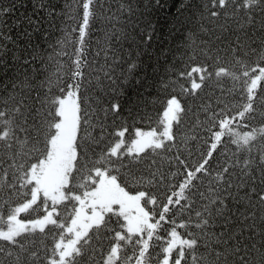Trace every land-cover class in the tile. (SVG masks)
<instances>
[{"label":"snow or ice","instance_id":"6c2138e0","mask_svg":"<svg viewBox=\"0 0 264 264\" xmlns=\"http://www.w3.org/2000/svg\"><path fill=\"white\" fill-rule=\"evenodd\" d=\"M106 2L81 0V20L71 29L81 47L67 78L60 64L49 72L51 54L38 56L33 50L23 60L26 67L19 76L9 84H0L4 93L0 96V264H153L154 258L156 264H264V240L257 246L250 242L251 236L244 235L253 224L230 231L232 217L224 216L228 200L244 206L237 217L242 224L254 220L256 208L264 213V0H207L204 4L209 20L222 16L235 18L242 13L244 23L230 37H216L221 44L227 40L226 50L216 48L215 55H209L212 50L209 41H201L202 48L197 45L199 52L194 51L190 59L204 56L216 67L209 71L211 65L207 62L188 65L186 71L178 74L188 82V86L180 85L181 94L195 96L206 82L215 80L219 85L229 80L232 88L227 94L241 96L243 103L233 111L228 103L218 99V105L223 106L218 111L212 110L208 117L211 127L206 131L210 136L204 141L208 146L192 166L186 163L187 158H180V145L183 143L187 151V140L178 141L174 131L185 113V106L177 96L167 100L158 125L160 130L136 129L135 138L128 144L124 140L127 128L115 132L117 139L112 140L113 134L108 133L106 124L99 119L93 128L95 135L87 133L90 140L82 134V128L88 127L89 113L82 110L81 88L91 83L92 72L98 82L101 76L106 81L114 80L113 65L119 60L117 45L122 47L130 39L135 41L132 32L139 28L131 3L121 2L115 12L108 8L104 19L111 30H104L97 41H103L105 63L93 67L83 54V41L90 21L97 18L95 10ZM26 7V0H18L12 7L0 9V13L14 14L17 8ZM145 7L163 8L166 0L163 4L161 0H149ZM71 11L68 0L59 13L44 0H34L32 14L21 13L15 21L20 29L19 39L30 40L40 30V21L33 18L37 13L43 12L46 18L64 16L67 24L75 19ZM52 23L54 20L49 19V24ZM219 27L229 31L223 25ZM148 28L152 31L140 30L145 43L152 40L155 31L151 22ZM253 29L261 34L258 44ZM201 31L208 30L202 26ZM71 32H65V37ZM0 40L17 42L2 29ZM192 44L195 45L194 40ZM3 51L4 45L0 44V55ZM85 68L91 69L87 76ZM135 68V63L129 64L128 72ZM54 88L60 95L49 96ZM29 93H35L31 98L38 106L27 105ZM19 95L24 98L18 100ZM221 95H225L223 89ZM202 110L207 113L210 109L203 105ZM101 111L105 115L108 112L118 115L120 105L113 103ZM258 117L262 121L259 127L243 123ZM238 123L251 130L241 134ZM188 139L196 140L197 136ZM229 145H235L236 150L232 151ZM173 149L176 154L172 158L163 155ZM154 156H161L169 164L174 160L177 172L171 175L173 178L179 175L181 182L166 183L156 159H149ZM145 161L148 174L133 173V167ZM123 169H127V174L122 173ZM129 177L133 184L146 188L163 186L166 189L163 198L152 191H129ZM194 198L205 202L202 211H195L198 234L188 231L193 226L190 211L196 202ZM61 212L64 216L58 219ZM22 213L39 215L23 220ZM184 213H189L188 218L178 222L177 217ZM113 217L117 228H112ZM217 217H224V232L213 230ZM165 224L169 228L161 236ZM178 229L185 232L182 234ZM104 239L109 241L107 249L97 247ZM154 239L163 241L162 259L152 244Z\"/></svg>","mask_w":264,"mask_h":264},{"label":"trees","instance_id":"16d2710c","mask_svg":"<svg viewBox=\"0 0 264 264\" xmlns=\"http://www.w3.org/2000/svg\"><path fill=\"white\" fill-rule=\"evenodd\" d=\"M44 2L49 6H55L56 11L59 13L65 0H44ZM68 2L72 4L70 14L75 19L68 21L66 24L64 16L46 18L43 12H39L33 18L40 21V30L34 32L30 40L19 39L18 33L20 29L16 27L15 21L21 13L26 15L32 14L34 0H26L27 7L17 8L14 14L9 13L8 15H3L0 13V29L3 30L6 36L10 34L13 40L17 41L13 43L8 40H0V44L4 45L3 54L0 55V60L3 61V64L0 65V84H9L10 81L19 76L21 70L26 67L23 65V60L32 54L33 50H35V54L38 56L51 54L52 60L48 62L49 72L54 71L57 64H60L62 65L61 71L65 75V78H67V75L73 69L72 60L81 47L77 43V34L71 32V29L76 28L81 20V0H68ZM121 2L125 4L131 3L133 5L139 28L132 32L135 41L130 39L124 42L122 47L117 45L119 60L113 65L115 68L113 73L114 80L106 81L101 76V80L98 82L96 80V74L92 72L91 83L81 88L80 102L82 110H86L89 113L88 127L82 128V134L85 135L86 139L90 140L91 136L95 135L93 128L98 119L103 120L108 133L113 134L111 135L112 140L117 139L114 133L122 128L128 129L126 135L139 128H155L160 130L158 125L160 119H162L166 102L172 96H177L185 106V113L182 115L181 124L176 126L174 131L177 132L178 141L182 142L187 140L188 149L184 151V144L181 143L182 154L180 158H187L186 163L189 166L195 165L200 159V153L204 152L208 146L204 142L205 140H209L210 136V133L206 131L207 128L211 127V122L208 117L211 115L212 110L218 111L219 107L223 106L218 105V99L224 100L235 111L243 103V98L235 94H227V90L232 88V82L229 80H224L219 85L215 80L206 82L205 86L201 90H198L195 96H183L180 91V85L188 86V82L183 78H179L178 74L186 71L188 65H195L201 62H207L211 65L209 71L214 70L216 64L211 60H206L204 56L197 55L195 59H190V57L194 51L199 52L197 45L201 48L204 47L201 41H209L212 45V50L209 55H215L216 48L226 50L227 40L225 39V43L221 44L220 41L216 40V37L228 38L235 33L238 25L244 23L243 14L237 13L235 18L222 16L214 21L209 20L207 18L208 13L204 8L207 0H166V7H151L149 9L145 7L149 4V0H107L102 8L98 7L95 10L97 12V18L90 21L88 34L83 41V54L92 62V66L95 68L103 65L106 59V55L102 51L103 41L101 40L100 43H97V41L102 36L104 30H111V25L105 21L104 15L108 8H111L115 12ZM16 3H18V0H0V9L12 7ZM161 3H165V0H161ZM229 12H231V9H229ZM49 19H53L54 23L50 25ZM149 22L154 26L155 31L152 32V40L145 43L140 30L152 31L148 28ZM174 24L175 27H173ZM220 25H223L229 31L225 32L219 27ZM202 26L208 31H201ZM29 31H31V28H29ZM252 31L255 33L254 38H257L258 44V38L261 34L257 29H253ZM65 32H71V34L65 37ZM57 40H62L64 43L57 44ZM193 40L195 41V45L192 44ZM110 56L111 53H108L109 62H111ZM131 63H135L136 68L129 73L128 67ZM90 72L91 69L85 68L86 76ZM165 84L168 85L167 88L163 86ZM222 89L225 93L224 96L221 95ZM53 94L60 95L55 88L52 93H49V96ZM3 95L4 93L0 91V96ZM34 95L35 93L28 94L29 98L26 100V103L29 107L38 106V102L31 98ZM43 95L44 93L41 91V96ZM23 98V95L17 97L18 100ZM113 103L120 105V113L115 115L108 112L105 115L101 109H108ZM203 105L209 106V112L206 113L202 110ZM243 123L249 124L251 127H259L262 121L258 117L256 120H246ZM243 123L237 124V130L241 134L251 130L250 127L243 126ZM87 133H91V136H88ZM192 135H196L197 139H188ZM133 137L134 134H131L126 139L131 140ZM225 139L227 140L228 138L225 137ZM229 148L232 151L236 150L235 145H229ZM175 154L176 151L173 149L172 152L163 155L172 158ZM149 159H156L160 165L161 173L167 178L166 183L178 184L181 182L179 175L174 178L171 175L177 172V163L174 160L169 164L161 156H154ZM213 159H216L215 154ZM210 163L212 162L210 161ZM215 170V165H213V174ZM180 172H183V168H180ZM122 173L127 174V169H123ZM133 173L136 175L141 173L147 175L148 161H145L142 165L134 166ZM127 184L128 189L131 191H136L137 189L152 191L161 198H163L166 191L163 186L146 188L138 184H133L130 177ZM13 199L16 198L13 197ZM194 199H196V202L190 211L193 226L188 231L198 234L200 230L194 226L197 220L195 211H202L201 205L205 202L198 200V198ZM226 203L228 210L225 211L224 216L232 217V223L228 225V230L234 231L247 224H253V228L245 231L244 235L245 237L251 236L250 242L256 243L259 246L260 242L264 240V235H261L264 233V219L261 218L264 216V213L259 208H256L257 215L254 220L244 221L242 224L237 217H239V212L244 210V206L233 204L231 200L226 201ZM148 207L151 208L150 205ZM24 215L31 217V214ZM188 215L189 213H184L178 216V222L186 220ZM63 216L58 219L63 218ZM115 220L116 218L113 217L112 228L118 227ZM223 221L224 217H217L215 220L216 227L213 230L216 232H224L225 228L222 226ZM49 227L52 226L50 225ZM167 228H169V225L165 224L164 228L160 231L161 236L166 235L164 229ZM178 231L182 234L185 232L184 229H178ZM108 244L109 241L104 239L102 244L97 245V247L107 249ZM152 244L156 246V251L160 253L159 259H162L161 248L163 241H156L154 239ZM97 259H100V257L97 256ZM156 259H153V264H156Z\"/></svg>","mask_w":264,"mask_h":264},{"label":"rangeland","instance_id":"374dc122","mask_svg":"<svg viewBox=\"0 0 264 264\" xmlns=\"http://www.w3.org/2000/svg\"><path fill=\"white\" fill-rule=\"evenodd\" d=\"M165 108H166V107H165ZM164 110H165V109H164ZM152 129H153V128H152ZM140 130L148 131V130H150V129H140ZM157 130H158V129H157ZM134 138H135V137H133L132 139H134ZM132 139H131V140H132ZM124 140H125V143H126V144L130 143V141H131V140H130V141L128 142V140H127L125 137H124ZM128 190H129V189H128ZM129 191H131V190H129ZM58 207H59L60 209H63V205H60V206H58ZM62 215H64L63 212H61V216H62ZM33 218H35V216H34V217H28V216H25L24 213L21 214V219H23V220H30V219H33ZM172 255H173V257H175L174 252H173Z\"/></svg>","mask_w":264,"mask_h":264},{"label":"bare ground","instance_id":"6f19581e","mask_svg":"<svg viewBox=\"0 0 264 264\" xmlns=\"http://www.w3.org/2000/svg\"><path fill=\"white\" fill-rule=\"evenodd\" d=\"M87 86H88V85H87ZM122 129H123V128H122ZM139 129H140V128H139ZM120 130H121V129H120ZM130 131H131V130H130ZM127 132H128V131H127ZM134 132H135V130H134L133 132L131 131L128 135H126V133H125V136H126V137L131 136V134H134ZM129 141H130V140H128V142H129Z\"/></svg>","mask_w":264,"mask_h":264}]
</instances>
